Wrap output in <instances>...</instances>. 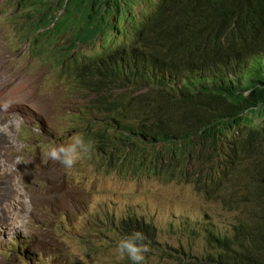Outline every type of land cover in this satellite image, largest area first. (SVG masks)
I'll return each instance as SVG.
<instances>
[{"label":"clouds","instance_id":"1","mask_svg":"<svg viewBox=\"0 0 264 264\" xmlns=\"http://www.w3.org/2000/svg\"><path fill=\"white\" fill-rule=\"evenodd\" d=\"M14 1L18 8L15 14L1 22L13 30L17 44L6 42L8 51L5 52L0 41V68L7 60L21 61L13 55L16 56V51L24 53L25 47L27 56L32 54L29 61L22 64L25 73L36 66L37 70L48 74L46 81L51 91L58 88L63 91L52 97L44 95L36 88L35 78L29 76L27 94L33 98H27L26 93L10 89L0 79L2 93L16 99L14 106L19 118L18 143L12 144L14 159L3 157L0 161L17 170L13 174L3 173L0 178L2 264H33L35 250L42 260L45 249L36 247L35 240L47 224L46 216L68 218L71 222L70 218L90 209L102 198L111 203H100L97 211L87 218L81 235L82 250L87 255L96 256L102 250L118 247L121 259L116 258L110 264H144L145 253L150 249L160 251L162 257L179 264H252L251 259L264 264V256L245 241L255 243L247 231L260 227L261 209L237 203V191L232 186L235 170L255 168L253 165L260 158L258 148L235 154L232 150L247 127L236 125L227 132L224 149L233 156L221 160L213 170L218 186L211 193L198 190L184 174L182 164L191 167L200 163L210 151V144L205 150L202 146L207 138L187 149L186 159L181 161L178 149L181 141L148 134V130L160 129V117L154 108L137 105L134 96L151 87L129 72L127 63L128 58L135 60L136 54L148 61L151 59L139 50L146 48V44L140 42L144 31L162 11L167 16V26L173 31L168 49L173 51V56L180 53L189 57H179L191 59L199 48L214 42L215 28L223 26L219 35L223 44L231 34L237 35L242 23L235 17L229 26L228 13L233 9L238 15L245 9L235 4L231 6L233 0H91L96 5L95 12L83 18L80 9L87 8L88 0H84L86 3H82L83 0H34L35 3L43 1L38 9L27 6L31 0ZM69 1L77 4V13L68 10ZM54 43H63L66 51L51 58ZM158 45H161L160 40ZM40 57L45 59V64ZM183 67L194 70L193 66ZM91 72L123 84L113 83L119 90L107 95L92 86ZM162 75L168 76V73ZM66 79L71 84L64 88ZM169 80L171 82L173 76ZM16 81L10 77L11 84ZM140 102L146 104L144 99ZM85 104L87 106H83ZM3 107L10 109L12 102L6 100ZM13 116L0 111V120ZM260 121L264 122V118ZM45 123L47 133L40 127ZM6 128L7 124L1 122L0 131ZM18 161L19 165L15 163ZM83 167L90 172L80 174L79 169ZM134 180L140 186L152 184L151 198L156 207L165 214L175 205L174 216L184 224L175 196L189 186L236 210L237 220L226 231L213 222L198 221L191 232L200 238L204 236L207 245L204 244L203 254L185 245L162 241L153 220L147 221L137 212L120 214L114 209L116 200L128 193L132 186L129 184ZM184 228L181 230L186 233ZM68 229L64 221L56 228L61 234ZM108 238L114 245L106 249L100 242ZM219 244H225L228 249L220 248ZM258 248L264 251L261 246ZM229 250L239 253L230 255ZM58 254L66 263L77 262L71 247L59 250Z\"/></svg>","mask_w":264,"mask_h":264},{"label":"trees","instance_id":"2","mask_svg":"<svg viewBox=\"0 0 264 264\" xmlns=\"http://www.w3.org/2000/svg\"><path fill=\"white\" fill-rule=\"evenodd\" d=\"M234 4L244 8L245 12L237 15L232 9L228 13V25L238 17L242 27L237 35L229 36L226 44L219 40L223 31L220 26L214 29V42L199 48L193 58L185 59L189 56L180 53L173 56V51L168 49L173 31L167 26V16L162 11L144 31L140 42L146 44V48L139 50L151 59L148 61L136 54V59L128 58L127 63L128 71L151 87L134 96L137 105L154 108L160 117V129L148 130V134L154 138L161 135L174 142L181 141L178 146L181 161L186 159L187 149L207 138L202 146L205 150L210 144V151L199 164L190 167L180 162L184 174L198 190L211 193L218 186L213 170L221 160L233 156L224 149L227 132L236 125L247 127L231 149L235 154L258 148L262 163L255 168L238 167L232 186L237 191V203L261 209L260 227L247 231L255 243L245 241L264 256V251L258 248H264V122L260 121L264 118V0H233L231 6ZM95 8L96 5L88 0L87 8L80 9L83 18L95 12ZM68 10L77 13L79 7L69 1ZM159 40L161 45H158ZM183 66H193L194 70ZM164 72L168 76H163ZM90 76L92 86L107 95L119 90L112 86L113 83L123 84L106 76L97 77L95 72ZM170 76H173L171 82ZM142 99L146 101L145 105L141 104ZM219 247L227 246L219 244ZM229 251L230 255L239 253ZM251 263L259 264L257 259H251Z\"/></svg>","mask_w":264,"mask_h":264},{"label":"rangeland","instance_id":"3","mask_svg":"<svg viewBox=\"0 0 264 264\" xmlns=\"http://www.w3.org/2000/svg\"><path fill=\"white\" fill-rule=\"evenodd\" d=\"M43 1L35 3L34 0H31L27 6H33L38 9V5L42 4ZM26 6V7H27ZM17 5L14 0H0V41L2 42V47L5 52L8 51V46L6 42H13L17 44L16 35L13 30L6 24L2 23L4 21L3 18H7L9 16H13L16 11ZM16 23H19L16 19H14ZM10 23L9 21H5ZM63 43H54L52 53L50 57L53 58L59 52H65L66 49L62 47ZM2 49V48H1ZM38 52V50H37ZM15 58L21 60H7L4 65L0 68V79H2V83L4 85H9V88H16V90L22 91V93H26L27 98H33L31 95L27 94L28 83L27 79L29 76L34 77L37 83L36 88L39 89L41 93L48 96H54L56 94L62 93L63 90L57 89V91H51L48 87V82L46 81L48 78V74L36 69V66H33L31 70L26 74L25 69H23L22 64L29 61L32 57V54L15 52ZM24 58H26L24 60ZM40 60L45 64L46 61L44 58L40 57ZM25 61V62H24ZM48 69L52 68L51 62H48ZM27 66V65H26ZM55 75V73H52ZM10 77L16 78L17 81L13 83L10 82ZM71 84L69 79H66L63 87L67 88ZM12 87V88H11ZM9 99L13 100V104H15L16 99L11 96H7ZM21 106H25L24 103ZM87 106V104L83 105ZM45 108V107H44ZM56 108L63 109L64 106H56ZM49 109V106H48ZM54 116V115H52ZM56 118V116H54ZM13 118L6 119L3 118L0 120L1 122H5L7 124V128H14L12 126ZM48 120H51V116L48 113ZM47 123L40 125L41 129H43L44 133H47V129L45 128ZM38 149V148H36ZM262 161L256 160L254 167L260 166ZM246 166V165H245ZM247 167V166H246ZM249 168V167H248ZM80 174L89 173L90 170L83 167L79 169ZM32 178L29 179L31 181ZM130 190L128 193L116 200V204H114V209L118 213L127 214L129 212H137L142 217H145V220L149 221V219L153 220L159 228V233L162 241L167 242H175L177 246L185 245L189 247L191 250L198 254L204 253V244L207 245V242L203 240L204 236L201 235V238L198 237L194 232H191V229L195 227L198 221H210L217 224L224 231L233 227V223L237 220V211L231 210L226 204L222 201H217L215 199L208 198L205 194L196 191L192 186L187 187L181 194L175 196V200L179 205L180 212L185 219V224L176 220L174 216L175 205H172V208L168 210L167 213L164 214L161 209L157 208L153 203L151 198L150 188L152 184H146L145 186H140L135 180L130 183ZM153 195V193H152ZM100 203H111V201L107 198H102L90 207V209L85 210L84 212H80V215H74L70 218L71 222H68V218H54L53 215L46 216L45 220L47 224L44 225L40 234L37 236L35 240V246L39 248L45 249V253L43 254V258L41 260V256L38 254L37 250L33 253V264H72L71 262L66 263L58 254V251L64 249L66 247H71L73 251L76 253L75 257L77 259L76 264H110L116 258L121 259L118 247H114L110 250H102L96 256L91 254L87 255L85 251L82 250V232L86 229V220L91 216V213L97 211V207ZM64 221L68 230L66 233L61 234L56 230L59 222ZM185 226L186 233L181 230ZM190 230V232H189ZM109 235H112L108 231ZM195 235L198 237L196 239ZM103 248L108 249L109 246L114 245L109 240V238L105 241L100 242ZM192 245V247H191ZM150 249V248H149ZM222 262L220 264H224ZM0 264H2L0 260ZM144 264H179L178 262L162 257L160 251L156 249H150L147 253H145V262Z\"/></svg>","mask_w":264,"mask_h":264},{"label":"bare ground","instance_id":"4","mask_svg":"<svg viewBox=\"0 0 264 264\" xmlns=\"http://www.w3.org/2000/svg\"><path fill=\"white\" fill-rule=\"evenodd\" d=\"M212 84V83H211ZM13 85V84H12ZM12 88V87H11ZM7 94H3L0 90V111H4L5 113L10 112L12 113L13 119L10 120L12 122V126L14 128H6L5 130L0 131V161H2L3 157H8L14 159V151L15 149L12 147L13 143H18V140L16 138L17 131L19 129V118L16 113V107L13 104V100L9 99L7 97ZM6 100H10L12 102V107L10 109H4L3 105L6 102ZM17 165H19V161L15 162ZM95 169V166H93ZM96 171V169H95ZM13 174L17 173V170L15 168H12L8 166L7 164H0V178L2 177V174ZM1 226V224H0Z\"/></svg>","mask_w":264,"mask_h":264}]
</instances>
